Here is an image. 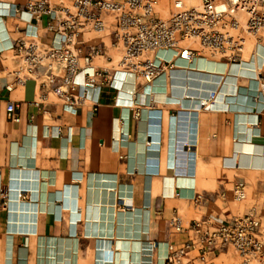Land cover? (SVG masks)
I'll use <instances>...</instances> for the list:
<instances>
[{
    "label": "crops",
    "instance_id": "1",
    "mask_svg": "<svg viewBox=\"0 0 264 264\" xmlns=\"http://www.w3.org/2000/svg\"><path fill=\"white\" fill-rule=\"evenodd\" d=\"M46 22L0 17V264H240L233 247L205 262L196 251L169 262V248L190 237L170 220L177 214L185 227L195 219L222 222L254 210L264 229L259 102L249 110L237 108L249 104L220 97L211 110H201L185 90H174L166 73L149 90L129 78L119 92L106 88L97 104L85 101L71 111L52 96L42 112L33 105L39 80L17 82L19 59L10 46L31 35L51 42ZM88 40L103 41L117 56L110 37L92 33ZM251 61L250 71L246 63L221 64L220 73L247 86L257 72L255 56ZM256 89L246 92L255 102ZM169 94L181 101L165 99ZM10 101L20 122L7 117ZM254 155L263 156L262 165H254ZM238 181L247 186L243 202L232 194Z\"/></svg>",
    "mask_w": 264,
    "mask_h": 264
},
{
    "label": "built area",
    "instance_id": "2",
    "mask_svg": "<svg viewBox=\"0 0 264 264\" xmlns=\"http://www.w3.org/2000/svg\"><path fill=\"white\" fill-rule=\"evenodd\" d=\"M158 6V0H72L68 4L26 0L22 5L0 0V17H18L27 23L46 17L45 29L53 37L44 43L31 35L10 46L19 59L17 82L28 77L39 80L33 105L40 111H45L52 96L63 99L65 110L71 111L85 101L97 104L106 88L119 92L129 78L138 84L151 83L175 69L178 60L240 64L256 48H264V0H200L190 6L176 0L167 18L158 15ZM92 33L110 37L117 56L108 53L103 41H89ZM254 80L255 99L264 112V65ZM215 98L212 90L200 102L201 109L210 110ZM6 113L10 121H21L15 102L7 103ZM232 194L236 201H245V182H236ZM170 224L190 237L180 247L169 248V262L180 263L193 251L205 262L210 255L233 247L240 264H264V229L254 210L222 222L195 219L185 227L176 214Z\"/></svg>",
    "mask_w": 264,
    "mask_h": 264
},
{
    "label": "bare ground",
    "instance_id": "3",
    "mask_svg": "<svg viewBox=\"0 0 264 264\" xmlns=\"http://www.w3.org/2000/svg\"><path fill=\"white\" fill-rule=\"evenodd\" d=\"M188 2H190L189 4H191V5H197V4H199L200 0H188ZM260 49L264 50V48H261V47L256 48L254 50L253 55L246 57L247 60L243 62V63L247 64L244 67L245 70H247V71L252 70L250 64L252 62L251 59L254 56H255V63H254L255 66L253 67V71H257L261 67V66L259 67V50ZM261 58H263V57H261ZM177 62L179 63L178 66L174 70L168 71L167 72L168 76H170V81L173 82L174 90L175 89L181 90V91L185 90V94H189L192 97V99H191V101H192L191 105L192 106L195 104V102L197 103L198 101H199L198 104L200 105V102L206 97L200 98L199 96L201 94H203L204 91H206L208 93L207 96H209V94L212 90H214L216 92L215 101L221 97V99L224 103L231 101L232 104H242V105L249 104V106H247V107L237 106V108H245V109H249V110H252L253 105L258 104L257 101L262 106V104L260 103L259 100H256V102H255V100L249 94L246 93L249 91L251 93V91L257 87V82L254 80L255 77L247 78V86H241V85L239 86L232 81L233 79H235V76H233L231 74H224V73L221 74L220 73L222 70L221 64L225 65L224 67L229 66L230 64L226 65V64L222 63L221 61L204 60V59H197L194 63H187L183 60H178ZM243 63H240V64H243ZM232 65H234V64H232ZM156 81H157V79L151 83L146 82L149 86V88L147 90H149L151 87H153L154 82H156ZM158 88H160V87H158ZM232 89L237 91L235 95H230V94L226 93V91H230ZM242 91H245V92L243 93ZM175 96H174L175 100H179V102H180L181 98L175 97ZM164 98L168 99V100L174 99L172 97V95H170V94L164 95ZM214 105H215V102H214ZM214 105H213V107H214ZM258 152L259 153L263 152V148H261L260 151H258ZM254 157H255V155H254ZM258 158L261 159L260 162H259ZM262 159H263V156H260V157H259V155L256 156L255 160H257V161L254 163V165H257V166L262 165V163H263ZM252 160H253V158H252ZM252 165H253V163H252Z\"/></svg>",
    "mask_w": 264,
    "mask_h": 264
},
{
    "label": "rangeland",
    "instance_id": "4",
    "mask_svg": "<svg viewBox=\"0 0 264 264\" xmlns=\"http://www.w3.org/2000/svg\"><path fill=\"white\" fill-rule=\"evenodd\" d=\"M159 1V6L157 8V13L160 17L167 18L171 15L173 11V5L176 0H158ZM186 5H191L189 4L188 0H184ZM263 57V58H261ZM259 60L262 61L264 60V50L260 49L259 50ZM238 75H243V73H238Z\"/></svg>",
    "mask_w": 264,
    "mask_h": 264
}]
</instances>
